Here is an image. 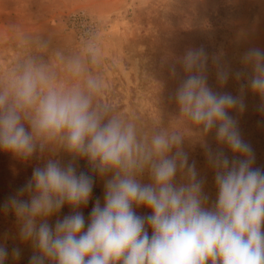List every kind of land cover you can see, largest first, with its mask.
I'll return each mask as SVG.
<instances>
[{"label": "clouds", "instance_id": "9594fccd", "mask_svg": "<svg viewBox=\"0 0 264 264\" xmlns=\"http://www.w3.org/2000/svg\"><path fill=\"white\" fill-rule=\"evenodd\" d=\"M207 61L203 48L185 53L186 76L174 100L202 137L214 133L216 148L201 144L214 173V201L189 161L183 135L141 133L134 120L95 103L103 85L92 76L81 82L79 61L71 66L78 78L71 87L56 86L30 60L10 89L0 91V151L28 161L43 151L37 144L43 137L60 141L71 157L33 168L0 205L14 215L19 240L33 250L28 264H264V168L254 167V149L233 115L246 110L248 90L261 98L258 110L264 112V50L243 54L251 74L239 95L209 87ZM230 74L217 67L221 86ZM234 75L239 80L242 73ZM26 110H34L28 127ZM81 159L104 182L103 204L95 200L87 221L81 208L92 199L95 181L77 171ZM65 206L71 212L60 218ZM141 208L148 214L139 215ZM21 254L0 243V264Z\"/></svg>", "mask_w": 264, "mask_h": 264}, {"label": "rangeland", "instance_id": "374dc122", "mask_svg": "<svg viewBox=\"0 0 264 264\" xmlns=\"http://www.w3.org/2000/svg\"><path fill=\"white\" fill-rule=\"evenodd\" d=\"M80 15L86 16L87 24L73 20ZM199 48L208 56L209 87L239 95L251 74V68L241 62L243 54L250 48L264 50V0H0V91L10 89L30 60L42 66L56 86L71 87L78 82L71 66L79 61L84 69L80 81L92 76L103 85L95 103L134 120L141 133L167 130L183 135L189 161L195 162L205 179V192L214 201V173L201 147L204 140L213 148L218 146L214 133L202 137L174 100L186 76L183 57L189 49ZM218 66L231 72L223 86L217 80ZM236 72L242 73L239 80ZM244 98L246 110L233 115L254 149V167L264 168V112L258 110L262 101L250 90ZM22 115L28 127L34 110ZM37 144L43 145V151L28 161L8 153L11 160L30 168L28 174L25 168H10L14 172L9 182L18 188L47 159L62 163L71 159L58 140L37 137ZM77 171L93 175L95 181L92 199L81 208L87 221L95 200L103 204L104 182L90 172L86 160L77 161ZM142 182H149L147 176ZM136 211L148 214L143 208ZM70 212L65 206L59 217ZM0 243H6L9 251L22 250L19 260L9 257L7 264H28L33 250L19 240L12 213L0 212Z\"/></svg>", "mask_w": 264, "mask_h": 264}, {"label": "trees", "instance_id": "16d2710c", "mask_svg": "<svg viewBox=\"0 0 264 264\" xmlns=\"http://www.w3.org/2000/svg\"><path fill=\"white\" fill-rule=\"evenodd\" d=\"M14 165L15 169L19 170V168H25V174L29 173V169L27 164L17 163L10 159L9 154L3 151H0V205L7 199L15 190L18 189V186L14 185V182L10 183V179L12 178V169H10ZM9 183V184H8ZM22 186V185H19ZM8 188L6 191L5 189ZM7 193H9L8 196ZM2 210H0L1 212Z\"/></svg>", "mask_w": 264, "mask_h": 264}, {"label": "built area", "instance_id": "2783aa9c", "mask_svg": "<svg viewBox=\"0 0 264 264\" xmlns=\"http://www.w3.org/2000/svg\"><path fill=\"white\" fill-rule=\"evenodd\" d=\"M73 20H74V21L77 20V21L82 22V23H85V24L88 23V21L86 22V20H87L86 16H83V15L75 16V17L73 18ZM89 25H90V24H89ZM88 27H89V26H88ZM88 30L91 32V31H92V30H91V27H89Z\"/></svg>", "mask_w": 264, "mask_h": 264}]
</instances>
